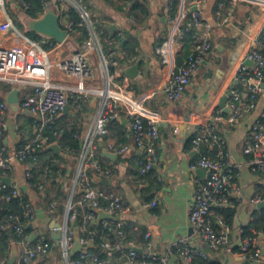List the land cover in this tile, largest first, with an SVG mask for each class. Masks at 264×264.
Masks as SVG:
<instances>
[{
    "label": "crops",
    "instance_id": "0c3cea01",
    "mask_svg": "<svg viewBox=\"0 0 264 264\" xmlns=\"http://www.w3.org/2000/svg\"><path fill=\"white\" fill-rule=\"evenodd\" d=\"M9 1L11 8L15 9L14 0ZM85 1L96 20L108 25L109 28L111 25H118L119 31H125L122 36L128 52L126 60L120 62V68L128 77V89L132 96L137 97L143 92L161 86L165 80V69L155 52V47L168 36L170 24L165 15V8L169 0H137L144 11L138 14V18L130 16L134 18L132 21L127 19L129 16L111 8L105 0ZM185 6L187 9L198 10L203 22L209 23L210 28L202 25L196 28V33L200 38L208 39L211 48L180 99L169 101L163 93H158L145 101V107L159 114L162 119L158 124L159 136L156 142L158 159L143 181H136L142 150L134 146L127 120L121 115L118 119H112L116 124L110 127L108 125L106 138H103L104 135L97 137V144L105 147L102 148L103 153L111 152L107 146L108 141L127 144L129 149L115 153L113 158L104 154L96 159L103 166L113 163L116 166V176L102 178L101 183L95 187L104 192H113L121 198L122 209L115 217L126 227V234L131 235L129 241L135 243L137 248L149 242L151 252L164 255L168 246L185 237L190 244L198 246L207 255L206 258H195L194 263H186L176 254H170L166 264H264L262 261L264 233L253 225L255 216L264 208V171L252 170L248 164V156L243 152V147L250 138L251 124L264 108V92L259 95L256 108L245 114L236 124L230 126L224 121L217 123L226 140L228 160L231 164L238 165L229 189L228 206L234 214L228 226L227 248L209 247L194 231L189 221V210L194 202L195 191L205 178L204 171L190 168L191 162L198 156L197 151L191 147L194 135L191 117L211 114L215 110L227 114L219 105L220 99L226 96L231 87L246 91L243 84L232 81L231 78L246 52L256 46L255 40L264 38V11L251 1H238L230 16L227 15L229 8L227 0H204L200 3L185 0ZM5 10L8 11L6 1ZM16 11L17 15L21 12V23L24 26L28 20L33 19L24 9L19 8ZM217 11H220L219 19L216 18ZM248 13L251 17L250 22L246 21ZM2 17L3 13L0 10V22ZM23 30L18 29L13 21L11 29L6 32L0 31V44L13 45L24 43L26 38L31 39L25 32L29 31L28 28ZM193 44L194 41L188 40L187 37L181 42L176 55L177 64L183 63ZM76 46L70 37L66 38L57 52H51V60L57 61ZM90 60L95 79L88 82V85L90 88H98L100 79L96 54H90ZM134 65L136 71L130 76L127 69ZM52 74L53 81L60 84L67 82L56 69ZM13 88L18 89V103L26 92L32 90L31 86L0 82V102L7 103V108L0 111V145L4 146L10 156H13L22 141L34 134L32 126L34 115L21 108L18 103L13 108L7 102V96ZM99 99V96L93 93L80 108L68 106V111H63L67 114L64 119L74 124L81 137L93 122ZM60 114L57 117H60ZM175 128L177 131H174ZM54 143L57 144L58 151L50 149L52 152L44 157L53 163V168L47 165L43 168V181L38 186H31L25 178L26 172L30 175L38 173L37 169L34 171L29 169L40 166L38 161L12 160L11 169L2 171L0 175L9 178V186H18L19 195L26 197L34 208L35 217L31 221L33 227L29 233L30 237L32 232H35L36 236L46 234L52 241L51 246L44 254L23 261L22 245L10 241L9 255L1 253L0 264H9L13 243L17 248L13 264H67L61 254L60 241L51 238V225L63 224L67 214V202L70 200L76 202L80 198L79 187L75 183L80 159L78 153L61 147L58 142ZM56 189L61 191L65 199L55 206L53 212H49V204L54 200L48 202L45 193L53 196ZM60 198L55 202H59ZM152 199L156 200L155 207L141 206L142 202ZM221 206H223L221 203L215 204L208 216V221L214 228H217L216 221L220 216L215 207ZM96 220H99L98 216ZM244 228L252 234H257L262 258H249L240 254L239 245ZM147 232L150 233L148 238ZM126 244H122L121 247L125 249ZM108 261L110 264H128L125 252L116 250L109 251Z\"/></svg>",
    "mask_w": 264,
    "mask_h": 264
},
{
    "label": "built area",
    "instance_id": "2783aa9c",
    "mask_svg": "<svg viewBox=\"0 0 264 264\" xmlns=\"http://www.w3.org/2000/svg\"><path fill=\"white\" fill-rule=\"evenodd\" d=\"M5 1L0 0V10L3 13L0 22L1 32H6L13 27V18L5 10ZM57 1L63 7L66 4L73 7L79 15L78 25L86 27L88 31V37L70 53L57 61H52L51 52H57L58 47L64 42L59 43L52 38L43 40L49 49L44 48L39 41L29 38H26L24 43L0 44V82L31 86L32 90L26 92L18 104L34 115L32 122L34 134L18 145L13 156L8 155L4 146L0 145V175L2 171L11 169L12 160L34 162L37 159V151L43 148L51 137H58L64 131L63 127L55 124L57 115L63 112L67 105L80 108L91 94H97L100 99L92 124L83 137L78 133L74 135L80 140L81 147L75 182L81 191L80 198L76 202L70 200L66 204L67 214L63 224L59 226L62 232V238L59 241L61 254L67 264H107V259L84 250L94 240V232L88 231L87 226L97 219L98 210L108 212L110 217L106 219H112L110 223L118 229L116 233L119 237L124 236L120 230L122 222L115 217L122 209L121 198L113 192L97 189L94 184V175L101 178L116 176V166L113 163L110 162L103 166L95 159L99 151L97 137L107 133V123L110 120L118 119L123 115L127 120L134 146L142 150L139 175L136 181H143L158 159L156 142L159 136L158 124L162 120L159 114L145 107V101L158 93H163L169 101L180 99L211 48L210 41L200 38L196 33V28L202 25L210 28V25L203 22L198 10L187 9L185 0H169L165 8V15L170 24L168 36L155 47V52L165 69V80L161 86L133 97L128 89V77L121 70L118 59L121 53H125L119 47V26L115 25L116 36L103 39L102 31L95 27L91 11L84 5L83 0ZM173 1L177 2L175 10L172 6ZM195 1L200 3L204 0ZM227 1L229 3L228 16L231 15L238 1H251L264 11V0ZM14 5L15 10L19 8L25 10L30 8L32 0H14ZM58 16L60 26L67 30L66 38L70 37L75 32L73 21L59 8ZM216 18H220V11L216 12ZM127 19L134 20L130 16ZM223 19L227 20V18ZM189 34L194 44L183 63L177 64V50ZM255 45L246 52L232 75L231 80L243 84L246 91L243 92L234 87L227 91L225 106L229 112L224 115L221 110H215L211 114L192 115L190 120L194 127L191 147L198 153L197 159L191 162L190 168L192 170L203 168L205 178L195 191L194 202L189 210V221L194 231L209 247L227 248L229 227L221 218H218V227L214 228L208 221V216L215 204L221 203L224 206L230 203L229 189L233 184L235 170L238 169L237 164H231L228 160L226 140L219 131L217 123L224 121L230 126L236 124L245 114L256 108L259 95L264 92L261 87V83L264 82V38L255 40ZM92 53L96 54L98 60L100 79L98 88H90L88 85V82L95 79L90 60ZM246 60L252 63H246ZM54 69L67 80L66 83L60 84L53 81ZM6 108L7 103L0 102V111ZM174 131L177 129L175 128ZM107 146L114 153H122L129 149L127 144H117L114 141H108ZM243 152L247 154L248 164L252 170L264 171V108L251 124L250 138L245 143ZM88 169L94 170L95 174H88ZM25 178L29 183L30 174L28 172ZM4 185L5 183L0 179V187ZM11 188L10 194L5 196L6 200L19 195L18 186H11ZM55 205V201L50 202L49 212L54 211ZM141 206L153 208L156 206V200L142 202ZM24 207L23 216L31 222L35 217L33 206L28 202ZM78 208L81 209L82 221L74 227L73 222L79 212ZM9 218L14 221L18 219V216H9ZM107 223L105 222L104 225ZM13 229L20 236L18 243L23 247V261L44 254L51 246V239L43 235L36 236V241L30 244L31 237L29 233L23 232V226L19 222L13 224ZM86 232L87 234L84 235ZM149 235L150 233L147 232L146 238ZM76 237H78L77 241L81 249L78 250L79 253L75 258H71ZM100 245L104 250L125 252L128 264H166L170 254H176L186 263H192L197 257H207L204 251L190 244L185 237L168 246L164 255L151 252L149 242L139 247L141 252L134 249L137 245L132 241L127 242L125 249L121 247L120 242L111 243L108 240L102 241ZM239 246L240 254L243 256L262 258L257 234L242 237ZM262 261L264 263V259Z\"/></svg>",
    "mask_w": 264,
    "mask_h": 264
},
{
    "label": "trees",
    "instance_id": "16d2710c",
    "mask_svg": "<svg viewBox=\"0 0 264 264\" xmlns=\"http://www.w3.org/2000/svg\"><path fill=\"white\" fill-rule=\"evenodd\" d=\"M49 0H32V5L30 6V8L25 9V12L27 15H29L32 18H37L39 17L46 9V6L48 4ZM85 1V0H83ZM110 6L115 5V10L125 14L126 16H137L138 18V14L142 13L144 11L143 6L137 1V0H116V1H121L122 5H116L114 3L113 0H105ZM223 1V0H222ZM85 3V2H83ZM58 8L71 20L73 21V27L75 28V32L70 36L72 37L71 39L78 45L81 42H83L87 37H88V31L86 29V27L78 25V21H79V15L78 13L73 9V7H71L70 5L66 4L65 7H63L61 5L60 2L57 3ZM85 6L89 9V5L85 3ZM173 9H176L177 6V2L173 1L172 3ZM92 14V12H91ZM92 18L94 20L95 23V27L98 30L102 31L101 37L103 39L110 37V36H116L117 32L116 31H112L108 25H103L100 21L96 20L94 18V16L92 15ZM251 17L248 13L247 17H246V21L250 22ZM245 23V22H244ZM27 34L30 38L32 39H37L39 38H43V36L31 32V31H27ZM125 34V31H120V37L122 35ZM119 37V38H120ZM187 39L191 40V36L190 34L186 36ZM193 40V39H192ZM45 44V43H44ZM121 51H125V53H121V55L119 56V63L123 62L126 60V53L128 52V48L126 47V43L123 42L122 45L119 46ZM224 114V113H223ZM226 115V114H224ZM67 114L64 112H61L60 117L55 118V124L57 126H61L64 128L63 133L58 136V137H51L47 143L45 144V146L41 149H39L37 151V159L35 161L40 162V166L36 167H32L29 168L31 171L34 170H38L37 174H31L30 175V179H29V183L32 186H38L39 184L42 183L43 181V174H42V170L43 168L47 165V167H51L53 168V163H50L48 160H45L44 157L52 152L49 148V145H51L54 142H58V144L61 147H66L67 149L73 151L74 153H78L80 151V140L75 137V133H78L77 128L74 126L73 123L68 122L64 119V117H66ZM116 124V121H112L110 120L107 123V127L109 125L112 126ZM103 138H106V135L103 136ZM99 151L97 153V155L95 156V159H98V157H102L104 156V153L102 152V148L103 145H99ZM49 167V168H50ZM88 174L93 175L95 174L94 170L92 169H88ZM98 182L95 180L94 178V184L97 185ZM11 186L7 185L5 183V185L3 187H0V254L1 253H6L7 255H9L10 252V241H13L14 243L18 242V240L20 239V236L17 235L13 229V224L16 222H19L22 226H23V232L25 233H30L32 231L31 228H27V224L30 222L26 217L23 216V212H24V206L26 203H28V199L24 196H12L9 200L5 199V196L10 194L11 192ZM61 195V196H60ZM45 197L46 200L48 202L52 201V200H57L60 197L59 202H55L56 205H59L63 202L64 195L62 196V193L60 190L56 189L55 193L53 196H49L48 193H45ZM62 201V202H61ZM55 205V206H56ZM229 205V204H228ZM228 205H224L221 207H218L215 209L220 212V216L219 218L222 219V221L227 224V226L230 225V222L232 220L233 217V210L231 208H229ZM34 209V208H33ZM78 214L75 218V221L77 222L76 225L81 224L82 218L80 216V212L81 209L78 208ZM18 216V219H15L14 221L9 218V216ZM116 216V215H115ZM112 219H99V220H95L92 224L87 226V230L88 231H92L94 232V240L91 244H89L88 246H86L84 248L85 251L93 253L95 255H97L100 258H105L108 260L109 257V251L110 250H103L101 248L100 243L104 240H109L111 243L113 242H120L121 244H126L130 238L131 235L126 234V227L122 225V227L120 228V230H122L124 236L123 237H119L117 235V228H115L113 223H110ZM218 221V220H217ZM216 221V223H217ZM105 222H108L107 224L104 225ZM253 225L256 227V229L258 231H262L264 233V208L260 209L259 212L257 213V215L254 218L253 221ZM4 227V228H2ZM218 227V226H217ZM86 233H84V235H86ZM82 235V234H79ZM252 233L249 232V230H247V228H244L243 230V234L242 236H251ZM75 236H77V234H75ZM46 238H48V235L45 234ZM36 241V237L33 240H30L29 243L33 244ZM79 251H73V253H71V258H75L78 255ZM194 263V261L192 262ZM107 264H110V262L108 261Z\"/></svg>",
    "mask_w": 264,
    "mask_h": 264
},
{
    "label": "water",
    "instance_id": "95a60500",
    "mask_svg": "<svg viewBox=\"0 0 264 264\" xmlns=\"http://www.w3.org/2000/svg\"><path fill=\"white\" fill-rule=\"evenodd\" d=\"M27 28L29 31L31 32H34V33H37L41 36H43L44 38H52L53 40H55L56 42H63L65 40V38L67 37L68 33H67V30L63 29L61 26H60V23H59V16H58V12L55 11L54 9L52 8H46L45 11L37 18H33V19H30L28 20L27 22ZM110 29L112 31H115L116 30V26L115 25H111L110 26ZM123 41H124V37H120V42H119V45H122L123 44ZM246 63H252L251 61L249 60H246L245 61ZM136 71V66H130L128 69H127V74L131 76V73L135 72ZM261 87L264 89V82L261 83ZM17 93H18V89L17 88H13L12 91L8 94L7 96V102L10 104L11 107L15 108L16 104L18 103V97H17ZM226 99H227V96H223L220 101H219V105L223 108V111L228 113L229 112V109L227 107H225V102H226ZM28 111V110H26ZM68 111V105L64 108V112H67ZM29 113H31L30 111H28ZM115 120V119H113ZM126 120L124 119V122ZM49 148L50 149H53L55 151H58V146L57 144L53 143L51 145H49ZM105 155L113 158L115 156V153H112V152H108V151H105L104 152ZM198 170H202L205 172V170L203 168H198ZM94 178L96 181L98 182H101V177L98 176V175H94ZM4 183H6L7 185H9V178L7 177H1L0 178ZM79 191L80 188H79ZM264 205V203H263ZM110 215L108 212H104L102 210H98V218L101 219V218H109ZM76 221L73 222V226L75 227L76 226ZM33 227V224L32 222H29L27 224V228H32ZM36 233L35 232H32L31 234V240H33L35 237H36ZM51 238L53 240H60L62 238V232L59 228V224H53L51 225ZM78 237H76V241L73 245V250L74 251H78L81 249V245L78 243L77 241ZM137 252H141V248H137L135 247L134 248ZM263 253H264V250H263ZM17 256V248H16V245L13 243L11 245V256L9 258V264H13L14 261H15V258Z\"/></svg>",
    "mask_w": 264,
    "mask_h": 264
},
{
    "label": "rangeland",
    "instance_id": "374dc122",
    "mask_svg": "<svg viewBox=\"0 0 264 264\" xmlns=\"http://www.w3.org/2000/svg\"><path fill=\"white\" fill-rule=\"evenodd\" d=\"M114 1V3L116 4V5H122V2L121 1H116V0H113ZM85 3H86V1H84ZM57 3H58V1L57 0H49L48 1V4H47V8H52V9H54L55 11H58V5H57ZM85 3H84V5H85ZM115 5H111V8H113L114 10H115ZM6 8H8V12L10 13V15L12 16V18H13V21H14V23H15V25H16V27L18 28V29H20V30H22V31H24L23 29L24 28H26L27 27V22H26V26H24L22 23H21V19H22V17H21V15H20V13H19V15H17V11L15 10V9H13V8H11V6H10V1L8 2V0H6ZM25 32H27V31H25ZM70 38H72V37H70ZM32 39V38H31ZM34 40H37V41H39L41 44H42V46L44 47V48H46V49H49V47H48V45L47 44H44L43 43V38H37V39H34ZM66 54H68V53H65L64 55H66ZM98 74H99V70H98Z\"/></svg>",
    "mask_w": 264,
    "mask_h": 264
}]
</instances>
